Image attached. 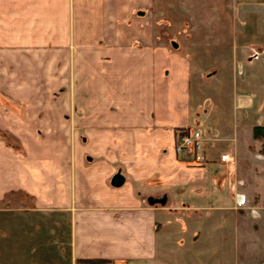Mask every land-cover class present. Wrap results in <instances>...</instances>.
Returning <instances> with one entry per match:
<instances>
[{
  "label": "crops",
  "instance_id": "crops-1",
  "mask_svg": "<svg viewBox=\"0 0 264 264\" xmlns=\"http://www.w3.org/2000/svg\"><path fill=\"white\" fill-rule=\"evenodd\" d=\"M246 6L0 0V131L22 149L0 137V201L28 198L0 209V264H173L180 250L213 258L216 249V264H264V178L253 172L264 163L242 149L234 124L229 150L204 139L201 163L175 154L174 130L191 125L197 104L187 57L156 30L165 20L188 46L209 44L236 22L253 23ZM207 28L216 29L213 38ZM238 93L229 95L237 123ZM251 138L247 145L258 141ZM224 152L234 156L235 176ZM116 171L119 185L110 182Z\"/></svg>",
  "mask_w": 264,
  "mask_h": 264
},
{
  "label": "rangeland",
  "instance_id": "rangeland-1",
  "mask_svg": "<svg viewBox=\"0 0 264 264\" xmlns=\"http://www.w3.org/2000/svg\"><path fill=\"white\" fill-rule=\"evenodd\" d=\"M235 1L240 5L241 3L248 5L246 8H250V13L253 14L250 17H254L253 23L249 21L251 19L246 18L244 19V26H241L240 22L239 24L236 22V26L230 27L229 32L221 30L219 34L216 33L215 28H207L212 33V38L214 37L213 33L217 34L214 38H217L218 41L217 39H213L211 42L209 41V44L202 45L196 43L193 47L188 46L189 44L185 41V38H176L175 34L172 35L169 30L167 31V22L165 20L158 19V22H162L163 25H160L156 30L157 34L162 36L166 46L170 49L176 48L177 51L182 52L190 64L191 73L188 83L190 88L193 89V101L197 104L195 106L196 118L190 124L193 127H197L201 132L203 140H207L210 147L218 148L217 151L229 150V141L226 137L228 130L234 124L236 129H238L236 132L239 134L238 138L242 149H245L246 145L248 148L254 150V153L258 155L260 164H263L264 154L258 151L261 140L258 139V141H253V143L250 142L249 145H247V141H249L248 139H252L250 129L254 122H264V0ZM210 15L214 16L217 22L220 21L216 15V11H212ZM176 29L180 35L181 33L185 34V27ZM227 36H229V41L223 43V39ZM239 37L242 40L238 42ZM234 87L238 89V95L242 99V104L237 105L236 110L244 112L241 117L242 120L238 121L239 123L231 121L234 104L229 99L231 98L229 95ZM206 102L207 105L203 106ZM203 110H205V115H203L205 121L201 119L200 115ZM226 115L230 122L220 121ZM221 124L223 126L226 124V128H218V131L211 130L210 125L218 126ZM0 137L7 145L22 150L20 149L21 145L17 144L18 141L10 137L8 133L0 131ZM78 141L85 145L88 140L81 139ZM51 142L52 145L58 146L59 140L55 139ZM224 153L226 154V158L222 160L231 165L227 173L231 172V175L235 176L237 165H235L234 156L232 153L230 155L226 152ZM89 159L88 155H86L84 162H87ZM218 162L221 165L223 163L221 160ZM251 172L250 169L242 171L246 177ZM253 172L259 178H264V171L260 165L255 166ZM7 196L6 200L0 201V209L28 204V198L20 194L16 198H11L9 194ZM250 211L253 212L252 209ZM215 251V256L212 258L208 250L206 252H194V254L180 250L177 254L179 263L173 264H216L213 260L216 257H220V252L217 249ZM168 261L171 262L169 259ZM216 261L218 262V259Z\"/></svg>",
  "mask_w": 264,
  "mask_h": 264
},
{
  "label": "built area",
  "instance_id": "built-area-1",
  "mask_svg": "<svg viewBox=\"0 0 264 264\" xmlns=\"http://www.w3.org/2000/svg\"><path fill=\"white\" fill-rule=\"evenodd\" d=\"M173 150L178 157L187 162L201 163L203 161V137L198 128L191 125L176 128L173 134ZM219 157L225 159L226 154L221 153ZM242 202V198H238L236 204ZM95 264H108V262L99 261Z\"/></svg>",
  "mask_w": 264,
  "mask_h": 264
},
{
  "label": "trees",
  "instance_id": "trees-1",
  "mask_svg": "<svg viewBox=\"0 0 264 264\" xmlns=\"http://www.w3.org/2000/svg\"><path fill=\"white\" fill-rule=\"evenodd\" d=\"M251 136L256 139L261 140L259 152L264 153V124H254L251 127ZM91 264H95L96 262L103 261L102 259H91L89 260Z\"/></svg>",
  "mask_w": 264,
  "mask_h": 264
},
{
  "label": "water",
  "instance_id": "water-1",
  "mask_svg": "<svg viewBox=\"0 0 264 264\" xmlns=\"http://www.w3.org/2000/svg\"><path fill=\"white\" fill-rule=\"evenodd\" d=\"M123 180V176L120 174L119 171H116L113 173L111 179H110V182L111 184L113 185H119Z\"/></svg>",
  "mask_w": 264,
  "mask_h": 264
}]
</instances>
